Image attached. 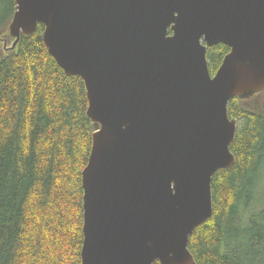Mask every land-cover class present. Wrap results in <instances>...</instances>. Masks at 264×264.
Here are the masks:
<instances>
[{
  "label": "water",
  "instance_id": "water-1",
  "mask_svg": "<svg viewBox=\"0 0 264 264\" xmlns=\"http://www.w3.org/2000/svg\"><path fill=\"white\" fill-rule=\"evenodd\" d=\"M39 25L94 123L82 264H197L213 177L236 163L230 101L264 93V0H16L11 48Z\"/></svg>",
  "mask_w": 264,
  "mask_h": 264
},
{
  "label": "trees",
  "instance_id": "trees-1",
  "mask_svg": "<svg viewBox=\"0 0 264 264\" xmlns=\"http://www.w3.org/2000/svg\"><path fill=\"white\" fill-rule=\"evenodd\" d=\"M15 13L16 0H0V264H82L94 133L86 85L51 56L43 25L11 48ZM229 52L209 48L212 76ZM229 116L236 163L213 177V215L189 250L197 264H264V93L231 100Z\"/></svg>",
  "mask_w": 264,
  "mask_h": 264
},
{
  "label": "rangeland",
  "instance_id": "rangeland-1",
  "mask_svg": "<svg viewBox=\"0 0 264 264\" xmlns=\"http://www.w3.org/2000/svg\"><path fill=\"white\" fill-rule=\"evenodd\" d=\"M260 179H259V183H260V181L262 180V190L260 191V193H262L263 191H264V168H263V170L261 171V175H260V177H259ZM260 204L258 203V206H259Z\"/></svg>",
  "mask_w": 264,
  "mask_h": 264
},
{
  "label": "flooded vegetation",
  "instance_id": "flooded-vegetation-1",
  "mask_svg": "<svg viewBox=\"0 0 264 264\" xmlns=\"http://www.w3.org/2000/svg\"><path fill=\"white\" fill-rule=\"evenodd\" d=\"M171 31V30H170Z\"/></svg>",
  "mask_w": 264,
  "mask_h": 264
}]
</instances>
